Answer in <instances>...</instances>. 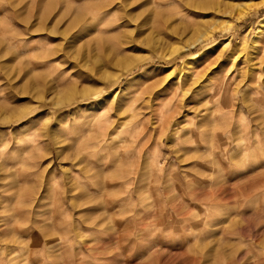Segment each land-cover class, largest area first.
<instances>
[{
    "label": "rangeland",
    "instance_id": "1",
    "mask_svg": "<svg viewBox=\"0 0 264 264\" xmlns=\"http://www.w3.org/2000/svg\"><path fill=\"white\" fill-rule=\"evenodd\" d=\"M263 18L0 0V264H264Z\"/></svg>",
    "mask_w": 264,
    "mask_h": 264
},
{
    "label": "bare ground",
    "instance_id": "2",
    "mask_svg": "<svg viewBox=\"0 0 264 264\" xmlns=\"http://www.w3.org/2000/svg\"><path fill=\"white\" fill-rule=\"evenodd\" d=\"M264 19V18H263ZM198 41V40H197ZM129 62V61H128ZM129 64V63H128ZM127 67V66H126ZM90 91V89L89 90H87V91H85V93H88ZM70 92V91H69ZM69 92H68V94L67 95H69Z\"/></svg>",
    "mask_w": 264,
    "mask_h": 264
}]
</instances>
